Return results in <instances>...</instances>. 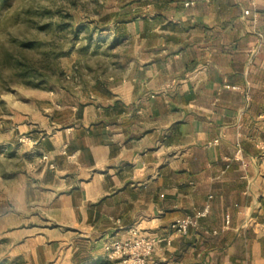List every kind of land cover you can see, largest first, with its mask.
<instances>
[{
	"label": "crops",
	"instance_id": "1",
	"mask_svg": "<svg viewBox=\"0 0 264 264\" xmlns=\"http://www.w3.org/2000/svg\"><path fill=\"white\" fill-rule=\"evenodd\" d=\"M119 6L121 73L57 105L35 148L26 262L103 264L136 227L163 239L146 264H264V0ZM208 201L196 228L168 232Z\"/></svg>",
	"mask_w": 264,
	"mask_h": 264
},
{
	"label": "rangeland",
	"instance_id": "2",
	"mask_svg": "<svg viewBox=\"0 0 264 264\" xmlns=\"http://www.w3.org/2000/svg\"><path fill=\"white\" fill-rule=\"evenodd\" d=\"M119 2L0 0V264H28L22 236L42 220L24 192L56 106L96 97L121 73L130 44L117 35ZM105 252L103 264H129Z\"/></svg>",
	"mask_w": 264,
	"mask_h": 264
},
{
	"label": "built area",
	"instance_id": "3",
	"mask_svg": "<svg viewBox=\"0 0 264 264\" xmlns=\"http://www.w3.org/2000/svg\"><path fill=\"white\" fill-rule=\"evenodd\" d=\"M189 5L188 3L185 4ZM244 15H249V11L245 10ZM228 88V86L226 87ZM235 89V88H234ZM246 103L248 102V95L245 96ZM217 141L212 142L216 144ZM237 153H240L238 148ZM43 161L47 160V156H41ZM212 199V196H208V200ZM210 209V202L208 201L201 211L195 212L193 215H187L182 218L174 219L168 226V232L170 234L185 235L189 228H196L198 226V220L206 217ZM229 218L225 217V225H228ZM216 232H213L215 234ZM163 239L148 236L141 233V231L133 227L129 230V236L123 240H116L106 245L105 250L112 256L121 259L125 263L129 264H146L148 258L152 255L155 247L162 242ZM166 244L169 241L166 240Z\"/></svg>",
	"mask_w": 264,
	"mask_h": 264
},
{
	"label": "trees",
	"instance_id": "4",
	"mask_svg": "<svg viewBox=\"0 0 264 264\" xmlns=\"http://www.w3.org/2000/svg\"><path fill=\"white\" fill-rule=\"evenodd\" d=\"M3 1H6V0H3ZM125 23H126L125 21L118 20V21H116V27H118L120 25H124ZM17 65H16V67L23 71L22 75H24V76L30 75V77H36L37 76L36 72H35V68L33 66L27 65L25 63L21 64L20 62H18ZM25 83H27V82H25Z\"/></svg>",
	"mask_w": 264,
	"mask_h": 264
}]
</instances>
